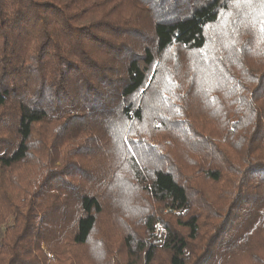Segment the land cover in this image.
<instances>
[{"label": "trees", "instance_id": "1", "mask_svg": "<svg viewBox=\"0 0 264 264\" xmlns=\"http://www.w3.org/2000/svg\"><path fill=\"white\" fill-rule=\"evenodd\" d=\"M253 3L254 0H0V203L11 195L8 185L17 182L12 174L24 171L29 179L23 194H19V204L10 202L19 229L10 241L0 243V264H78L72 250L89 248L97 217L103 212L102 203L88 192H80L70 200L69 193L63 196L62 191L63 197H59L61 183L74 178L77 171L74 166L55 167L50 160L55 146H60L62 134L84 133H93L92 137L102 144L106 140V144L120 147L128 163V181L121 184H134L175 218L176 225L163 226L157 238L149 243L139 241L137 253L126 244L129 260L138 256L140 264H155L162 252L168 264H237L235 259L242 252L243 242L248 241L246 236L235 239L229 257L222 236L190 251V244L199 236V225L191 211L193 201L187 188L163 165L164 161L155 160L158 152L150 154L157 148L152 144L153 136L147 138L134 130L146 115L154 116L159 111H149L154 97L147 94L159 78V67L167 68L163 58L168 54L178 56L177 50L200 55L211 27L236 11L237 15L247 13ZM259 3L254 8L261 13L264 0ZM121 6L126 9L124 16L110 12ZM160 79V92L164 85L167 91L171 89L168 85L172 80L166 74ZM191 88L208 94L209 103L219 100L212 91L226 94L232 89L219 85ZM166 98L168 95L163 94L160 100ZM230 99L226 105H231ZM161 118L169 120L167 115ZM238 118L242 123L251 119L247 114H238ZM220 124L227 127L229 121L224 119ZM42 126L41 140H36L37 128ZM159 126L167 130L164 121ZM250 129L251 143L260 135L254 150L260 157L264 131L260 133L263 129L256 122ZM96 132L102 135L98 137ZM70 140L62 143L68 145ZM201 149L207 156L218 154L211 146L207 148L206 142ZM250 166L248 181L235 195L233 204L244 201V210L250 209L251 218H255L251 221L253 237L264 246V166ZM203 175L213 182L220 179L217 169H206ZM45 199L51 202H43ZM260 213L262 217L257 218ZM155 226V220L146 217L144 234L152 236ZM105 260L104 264H110L109 253ZM238 264H264V253H251Z\"/></svg>", "mask_w": 264, "mask_h": 264}, {"label": "rangeland", "instance_id": "2", "mask_svg": "<svg viewBox=\"0 0 264 264\" xmlns=\"http://www.w3.org/2000/svg\"><path fill=\"white\" fill-rule=\"evenodd\" d=\"M259 1L262 0H254V6L247 13L240 12L237 15L236 11L233 16H227L211 27L207 32V44L200 55L177 50L175 53L178 56L168 54L163 58L167 68L159 67V78L147 94V97H154L149 103V111H159L154 116L146 115L134 130L135 134L147 138L153 136L155 143L152 144H156L157 148L150 154L158 152L155 160L164 161L163 165L187 188L193 201L191 211L196 214L199 225V236L190 244V251L197 247L203 248L217 236H222L228 246L226 252L229 257L233 254L231 250H234L232 244L235 239L246 236L248 241L243 242L242 252L235 259L237 264L251 253H264L262 243L253 237L254 225L251 221L255 218H251L250 209L244 210V201L233 204L235 195L241 193L248 181L249 165L250 169L264 166V149L260 157L254 154L260 135L251 143L252 137L248 132L255 122L260 123L263 129L260 133L264 131V32L261 31L264 10L259 13L254 8L260 4ZM125 10L121 6L110 12L124 16ZM163 74L172 83L168 85L171 89L167 88V91L164 85L165 88H161L160 92V77ZM195 78L194 82H188ZM218 85L223 89L229 86L232 89L227 90L226 94L212 91L219 97L213 104L209 103L208 94L200 93L202 91L199 88L198 91L191 88L202 86L208 89ZM255 89L258 91L255 92ZM163 94L168 95V98L160 100ZM227 94L232 95L226 97ZM228 97L231 98V105H226ZM164 105L168 106L164 108ZM238 114H247L251 119L242 123ZM162 115H167L169 120L161 118ZM224 119L229 121L227 127L220 124ZM234 119L238 121L233 125L230 122ZM161 121L166 123L167 130L160 129ZM43 131V126L37 128L34 138L41 140ZM85 134L87 138H83ZM93 135L62 134L60 146H55L50 154L55 167L74 166L77 171L74 178H66L68 180L61 183V191L57 192L59 197L69 193L71 200L80 192H88L97 196L103 206L89 248H77L76 251L72 250L71 255H76L78 264H104L105 254L108 253L110 264H140L138 256L128 259L125 245L130 244L136 251L139 241L149 243L160 235L163 226H175V218L162 204L149 199L134 184H121L127 180L128 166L120 152L121 148L111 143L109 145V142L106 144V140L102 144ZM96 135L100 137L102 134L96 132ZM68 138H71L70 143L63 144L62 141ZM205 142L207 148L211 146L218 154H202L201 147L204 148ZM101 144V150L98 151ZM206 169H217L219 181L213 182L206 178L203 175ZM11 177L17 182L13 181L11 187L8 185L11 195L5 196L0 203V243L10 241V237L19 229L10 202L19 204V194L29 182L24 171ZM104 180L109 183L103 184ZM111 184L113 186L108 187ZM62 191L65 193L63 196ZM43 202L49 204L51 199ZM29 211L24 213L27 215ZM262 215L257 214V218ZM146 217L156 222L150 237L144 234L143 220ZM42 248L46 251L44 246ZM96 255L100 258L96 259ZM155 264H168L167 255L159 252Z\"/></svg>", "mask_w": 264, "mask_h": 264}, {"label": "snow or ice", "instance_id": "3", "mask_svg": "<svg viewBox=\"0 0 264 264\" xmlns=\"http://www.w3.org/2000/svg\"><path fill=\"white\" fill-rule=\"evenodd\" d=\"M261 31L264 32V25H262Z\"/></svg>", "mask_w": 264, "mask_h": 264}]
</instances>
